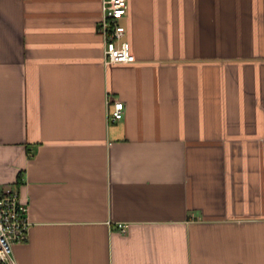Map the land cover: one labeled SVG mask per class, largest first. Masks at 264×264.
Here are the masks:
<instances>
[{
  "label": "crops",
  "instance_id": "1",
  "mask_svg": "<svg viewBox=\"0 0 264 264\" xmlns=\"http://www.w3.org/2000/svg\"><path fill=\"white\" fill-rule=\"evenodd\" d=\"M126 2L105 65L102 0H0L16 264H264V0Z\"/></svg>",
  "mask_w": 264,
  "mask_h": 264
},
{
  "label": "built area",
  "instance_id": "2",
  "mask_svg": "<svg viewBox=\"0 0 264 264\" xmlns=\"http://www.w3.org/2000/svg\"><path fill=\"white\" fill-rule=\"evenodd\" d=\"M101 17L96 32L103 42V62L105 65L135 62V57L125 38V28L121 25L128 9L126 0H102ZM113 110L108 115L112 122L121 120L124 104L113 102ZM28 207L20 199L12 185L0 187V264H16L13 247L28 240ZM120 232L126 233V226L119 224Z\"/></svg>",
  "mask_w": 264,
  "mask_h": 264
}]
</instances>
